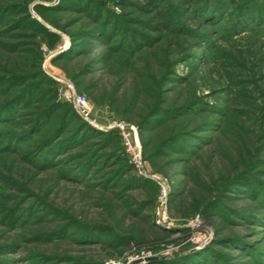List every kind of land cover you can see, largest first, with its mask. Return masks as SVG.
<instances>
[{
  "label": "rangeland",
  "instance_id": "rangeland-1",
  "mask_svg": "<svg viewBox=\"0 0 264 264\" xmlns=\"http://www.w3.org/2000/svg\"><path fill=\"white\" fill-rule=\"evenodd\" d=\"M22 94L0 264H264V0H0V106Z\"/></svg>",
  "mask_w": 264,
  "mask_h": 264
},
{
  "label": "trees",
  "instance_id": "trees-1",
  "mask_svg": "<svg viewBox=\"0 0 264 264\" xmlns=\"http://www.w3.org/2000/svg\"><path fill=\"white\" fill-rule=\"evenodd\" d=\"M42 13H44V12H42ZM44 17H46V16H44ZM34 95H35V93L32 96H34ZM26 97L27 96L22 94L19 97H14L11 102L6 103L5 105H1L0 106V116H4L6 114V119H8V121L12 122L15 119V114H12V112H14V109H13L14 103L20 99L25 100ZM53 101H54V104H50L49 106H47L43 110H41L39 113L27 116V119H30L28 122L29 128L26 129V133H29V136H32L33 134H35V135L41 134L42 129H44V126L48 125L52 121V117H53L54 113L57 112L58 110H60L59 109L60 104L56 103L54 99H53ZM31 102H32V100H29L27 103V106L29 104L31 105ZM9 108H12V109H9ZM8 121H2V123H4V124L9 123ZM67 126H68V122H67V120H64L60 126V129L58 131H56V133H54L52 136H50L49 138H46L45 140H43L41 142V144L39 145L41 148L40 147L39 148L45 149L44 150L45 157H47L48 154L51 153L53 150L58 148L59 143L57 141H55L58 137L62 136L63 141L60 142V145L63 143H67V142L69 143L70 140L74 139V137L76 136V133H77V132L75 133V130L73 132H71L70 134H68V133L64 134L66 132L65 130L67 129ZM82 127L83 126H80V130L83 129ZM85 127L86 126H84V130L86 129ZM22 133H23V131L22 132L19 131L16 133V134H18L17 136H19V138H17L18 141L20 139H22V137L20 136V135H22ZM16 134L12 135L11 137L15 136ZM14 138L16 141V137H14Z\"/></svg>",
  "mask_w": 264,
  "mask_h": 264
},
{
  "label": "built area",
  "instance_id": "built-area-1",
  "mask_svg": "<svg viewBox=\"0 0 264 264\" xmlns=\"http://www.w3.org/2000/svg\"><path fill=\"white\" fill-rule=\"evenodd\" d=\"M66 97H67V100L73 104L75 112L77 113L78 116H80V118H82L84 122L94 127L98 126L97 122L92 120L91 110L89 108V104H88V100L86 96L76 95L74 93L69 92L66 95ZM112 128H115V127H112ZM116 128L122 131H125L128 129L127 126H123V125H117ZM129 135L124 136L125 149L127 153H129L133 157V160H140V155L138 153L137 145L132 143Z\"/></svg>",
  "mask_w": 264,
  "mask_h": 264
}]
</instances>
